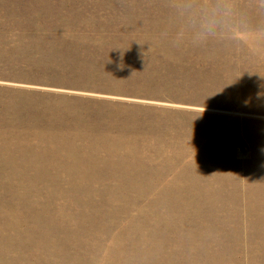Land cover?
Wrapping results in <instances>:
<instances>
[{"label":"rangeland","instance_id":"374dc122","mask_svg":"<svg viewBox=\"0 0 264 264\" xmlns=\"http://www.w3.org/2000/svg\"><path fill=\"white\" fill-rule=\"evenodd\" d=\"M0 264H264V0H0Z\"/></svg>","mask_w":264,"mask_h":264},{"label":"clouds","instance_id":"9594fccd","mask_svg":"<svg viewBox=\"0 0 264 264\" xmlns=\"http://www.w3.org/2000/svg\"><path fill=\"white\" fill-rule=\"evenodd\" d=\"M213 24H214V21H207L204 25H203V27L206 29V30H208V31H210L211 30V27L213 26Z\"/></svg>","mask_w":264,"mask_h":264},{"label":"bare ground","instance_id":"6f19581e","mask_svg":"<svg viewBox=\"0 0 264 264\" xmlns=\"http://www.w3.org/2000/svg\"><path fill=\"white\" fill-rule=\"evenodd\" d=\"M191 70V68L182 67L178 69L176 72L178 73H188Z\"/></svg>","mask_w":264,"mask_h":264}]
</instances>
